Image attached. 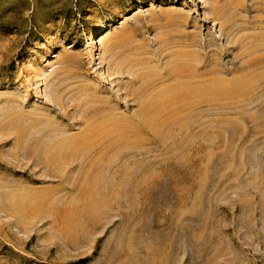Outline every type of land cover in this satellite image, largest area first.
I'll return each mask as SVG.
<instances>
[{
	"label": "rangeland",
	"instance_id": "374dc122",
	"mask_svg": "<svg viewBox=\"0 0 264 264\" xmlns=\"http://www.w3.org/2000/svg\"><path fill=\"white\" fill-rule=\"evenodd\" d=\"M0 264H264V0H0Z\"/></svg>",
	"mask_w": 264,
	"mask_h": 264
},
{
	"label": "bare ground",
	"instance_id": "6f19581e",
	"mask_svg": "<svg viewBox=\"0 0 264 264\" xmlns=\"http://www.w3.org/2000/svg\"><path fill=\"white\" fill-rule=\"evenodd\" d=\"M104 28H105V27H99V28L96 30V32H93V36H92V37H94L95 34L102 33ZM177 93H178V92H177ZM176 96H177V95H176Z\"/></svg>",
	"mask_w": 264,
	"mask_h": 264
}]
</instances>
